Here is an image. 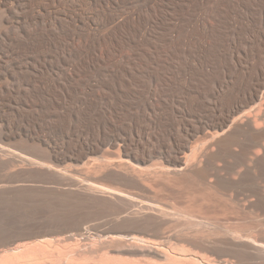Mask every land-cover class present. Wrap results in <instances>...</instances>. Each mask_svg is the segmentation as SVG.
Returning a JSON list of instances; mask_svg holds the SVG:
<instances>
[{
    "label": "bare ground",
    "instance_id": "1",
    "mask_svg": "<svg viewBox=\"0 0 264 264\" xmlns=\"http://www.w3.org/2000/svg\"><path fill=\"white\" fill-rule=\"evenodd\" d=\"M1 171L24 264H264V0H0Z\"/></svg>",
    "mask_w": 264,
    "mask_h": 264
},
{
    "label": "rangeland",
    "instance_id": "2",
    "mask_svg": "<svg viewBox=\"0 0 264 264\" xmlns=\"http://www.w3.org/2000/svg\"><path fill=\"white\" fill-rule=\"evenodd\" d=\"M14 170L13 172H15V168L14 167H12L11 168V170ZM11 170H9V172L11 171ZM7 170H5V171H3V172H6ZM3 172L1 171L0 172V174H2V175H4L3 174ZM12 172V173H13ZM89 182H91V181H89ZM166 200H168V201H170V199H166ZM1 207H0V231H3V228L5 229L3 232V235H0V239H2V240H0V251H2L1 253H0V264L3 262V261H6L7 262V260H8V264H24V258H26L28 255H32V254H34L35 252H39V249L38 248H34V245H29L28 247L27 246H25V247H21L20 249H18V250H16V255H14V256H11V257H8L9 256V254H11V253H5L4 252V250L6 249V248H10V247H12L13 246V244H18V242L20 243V242H25V241H27V240H22L21 241V239H19L20 237L21 238H25V237H27V236H29L30 234H32V232H34V231H37V230H33V231H31V229H29V230H16V231H14V234H13V232L11 231V227H15V226H20L21 224L22 225H24L23 223H25V222H27V221H29V222H31L32 223V220H33V222H34V220H36V219H34L35 217L34 216H36V215H33L34 214V211H32L31 209H29V207H25V208H20V207H15L14 209L13 208H7V207H5V206H3V205H0ZM3 206V207H2ZM28 208V209H27ZM8 209V210H7ZM14 210V211H13ZM20 210V211H19ZM12 211H13V213H12ZM17 211H19V212H17ZM28 211H30V212H28ZM9 212V213H8ZM22 212H23V214H22ZM3 213H5V214H3ZM8 213V214H7ZM25 213V214H24ZM30 213V214H29ZM32 213V214H31ZM27 214V215H26ZM13 215H14V217H13ZM20 215V216H19ZM31 215H33V216H31ZM6 216V217H5ZM9 216V217H8ZM19 216V217H18ZM26 216H28V217H26ZM6 218V219H5ZM9 218V219H8ZM23 218V219H22ZM17 219V220H16ZM25 219V220H24ZM29 219V220H28ZM9 221V222H8ZM16 221V222H15ZM11 222V223H10ZM29 222H27V223H29ZM7 224V225H6ZM20 224V225H19ZM21 225V226H22ZM8 226V227H7ZM20 226V227H21ZM7 227V228H6ZM23 227V226H22ZM7 230H9V231H7ZM19 231V232H18ZM5 233H7L8 234V236H7V234H5ZM10 233V234H9ZM14 237H13V236ZM23 235V236H22ZM3 236H4V238L5 239H3ZM251 236L252 237H254L255 236V233H252L251 234ZM16 238V239H15ZM18 238V239H17ZM4 240V241H3ZM10 240H12V241H10ZM18 240V241H17ZM3 241V242H2ZM6 241H8V242H6ZM16 242V243H15ZM100 242V239L98 238V237H96V236H92V237H90V239H89V241H88V244H89V246H91V247H95V245H97L98 243ZM5 243V244H4ZM7 244V245H6ZM8 244H9V246H10V244H11V246L10 247H8ZM77 244H79L78 242H76V241H72V242H69V243H67V250L68 251H72V250H74L76 247H78V245ZM182 246H184V248L186 249V250H189V252L190 253H193L195 256L194 257H188V261H186V262H182V264H194L193 262H194V259H197V260H200V258L202 257V256H205V257H209L210 259H212V258H214L215 256H211V255H208V254H206V252H202L200 249H195V251H194V248H192L191 246H187V245H185V244H182ZM29 248V249H28ZM30 250L32 251V252H30ZM3 254V255H2ZM7 254V255H6ZM5 255V256H4ZM26 256V257H25ZM53 257H55V258H58L57 256H53ZM18 258H20V259H22L23 260V263H22V260H21V262H19L18 263V261L20 260H18ZM191 258H193V259H191ZM223 259H226L228 262H229V264H236L235 262V260L233 259V258H230L229 256L227 257V256H224L223 257ZM2 261V262H1ZM13 261V262H12ZM14 262H16V263H14Z\"/></svg>",
    "mask_w": 264,
    "mask_h": 264
}]
</instances>
